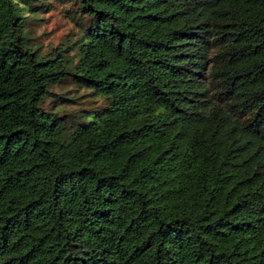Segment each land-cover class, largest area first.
Returning <instances> with one entry per match:
<instances>
[{"label": "trees", "instance_id": "16d2710c", "mask_svg": "<svg viewBox=\"0 0 264 264\" xmlns=\"http://www.w3.org/2000/svg\"><path fill=\"white\" fill-rule=\"evenodd\" d=\"M0 264H264V0H0Z\"/></svg>", "mask_w": 264, "mask_h": 264}, {"label": "rangeland", "instance_id": "374dc122", "mask_svg": "<svg viewBox=\"0 0 264 264\" xmlns=\"http://www.w3.org/2000/svg\"><path fill=\"white\" fill-rule=\"evenodd\" d=\"M68 10H74V7L70 2L58 3L51 1V9L43 10L37 17L40 20H29V28L31 29V37L33 42L40 44L42 50H47L51 47L56 46L60 42H64L66 38H74L78 34V27L74 20H72L68 14ZM73 86L69 82H64L63 85L55 86L52 90L54 94L51 96V100H56L59 105L67 103L63 100L64 97L74 98L75 102L79 104L84 98L83 94H86L85 89L73 90ZM83 101L81 106H89ZM49 100L44 102V108H48ZM75 103V104H76ZM74 104V103H73ZM66 106L67 110H70L73 106ZM76 104V106H77ZM58 105V107H60ZM62 105V106H63Z\"/></svg>", "mask_w": 264, "mask_h": 264}]
</instances>
